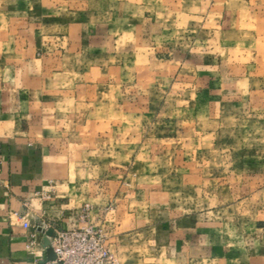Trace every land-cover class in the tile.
<instances>
[{"label":"rangeland","instance_id":"374dc122","mask_svg":"<svg viewBox=\"0 0 264 264\" xmlns=\"http://www.w3.org/2000/svg\"><path fill=\"white\" fill-rule=\"evenodd\" d=\"M0 108L118 264H264V0H0Z\"/></svg>","mask_w":264,"mask_h":264},{"label":"crops","instance_id":"0c3cea01","mask_svg":"<svg viewBox=\"0 0 264 264\" xmlns=\"http://www.w3.org/2000/svg\"><path fill=\"white\" fill-rule=\"evenodd\" d=\"M35 136L34 130L13 122L9 112L0 108V264H39L52 259L47 247L52 227L68 230L88 222L98 225L94 217L86 222L78 216V208L54 191V160ZM41 221L47 231L39 225Z\"/></svg>","mask_w":264,"mask_h":264},{"label":"built area","instance_id":"2783aa9c","mask_svg":"<svg viewBox=\"0 0 264 264\" xmlns=\"http://www.w3.org/2000/svg\"><path fill=\"white\" fill-rule=\"evenodd\" d=\"M39 225L44 231L48 230L43 222ZM51 230L47 247L53 258L43 259L39 264H118L106 247L101 231L89 224L68 230L52 227Z\"/></svg>","mask_w":264,"mask_h":264},{"label":"water","instance_id":"95a60500","mask_svg":"<svg viewBox=\"0 0 264 264\" xmlns=\"http://www.w3.org/2000/svg\"><path fill=\"white\" fill-rule=\"evenodd\" d=\"M48 251H49V253H51V252H52V251H51V249H49Z\"/></svg>","mask_w":264,"mask_h":264}]
</instances>
